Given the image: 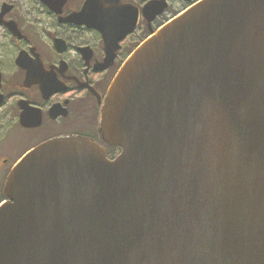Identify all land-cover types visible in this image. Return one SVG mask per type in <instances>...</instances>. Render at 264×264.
I'll list each match as a JSON object with an SVG mask.
<instances>
[{
  "label": "water",
  "instance_id": "water-1",
  "mask_svg": "<svg viewBox=\"0 0 264 264\" xmlns=\"http://www.w3.org/2000/svg\"><path fill=\"white\" fill-rule=\"evenodd\" d=\"M107 90L99 131L120 153L69 136L18 160L0 264H264V0L197 1Z\"/></svg>",
  "mask_w": 264,
  "mask_h": 264
},
{
  "label": "flooded vegetation",
  "instance_id": "flooded-vegetation-1",
  "mask_svg": "<svg viewBox=\"0 0 264 264\" xmlns=\"http://www.w3.org/2000/svg\"><path fill=\"white\" fill-rule=\"evenodd\" d=\"M0 0V197L11 168L37 145L101 140L100 110L113 77L133 50L199 0ZM159 1V0H154ZM92 12H95L93 15ZM95 17L96 26L88 24Z\"/></svg>",
  "mask_w": 264,
  "mask_h": 264
},
{
  "label": "trees",
  "instance_id": "trees-1",
  "mask_svg": "<svg viewBox=\"0 0 264 264\" xmlns=\"http://www.w3.org/2000/svg\"><path fill=\"white\" fill-rule=\"evenodd\" d=\"M2 200V198L0 197V201Z\"/></svg>",
  "mask_w": 264,
  "mask_h": 264
}]
</instances>
